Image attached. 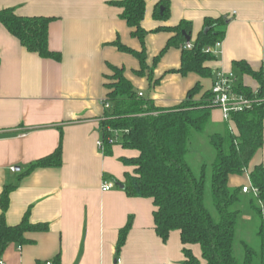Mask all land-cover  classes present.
Here are the masks:
<instances>
[{
	"label": "crops",
	"instance_id": "1",
	"mask_svg": "<svg viewBox=\"0 0 264 264\" xmlns=\"http://www.w3.org/2000/svg\"><path fill=\"white\" fill-rule=\"evenodd\" d=\"M122 1L0 0V11L15 9L22 17L56 19L49 27V48L62 56L61 62H55L29 53L0 24V215L3 192L14 185L7 224L18 226L29 213L32 224L49 228L28 234L29 244H11L0 259L4 264H53L58 257L60 264H183L185 260L179 233H172L166 243L157 235L153 201L130 198L118 186L134 171L121 159H134L138 153L116 146L106 156L99 146L108 94L106 76L112 74L109 64L124 68L135 90L161 108L180 105L198 83L203 87L200 100L214 81L174 72L181 66L178 48H170L154 68V78L160 80L157 87L136 75L139 61L113 46L120 40L128 48L142 50L120 18L122 10L114 6ZM145 1L142 26L148 32L145 46L150 67L173 37L158 29L191 23L194 42L207 19L225 18L229 25L221 53L207 66L215 75L235 73L237 62L264 70L263 0ZM162 2L169 3L167 20L155 16ZM243 82L257 89L249 77ZM212 123L218 129L224 127L219 110L212 112ZM61 142L60 168L37 169L18 181L19 174L52 155ZM259 164H264V149L252 168ZM110 183L114 187L104 192L103 186ZM229 186L251 187L250 177L232 176ZM131 219L127 242L118 252L120 234ZM191 249L201 259L200 247Z\"/></svg>",
	"mask_w": 264,
	"mask_h": 264
},
{
	"label": "trees",
	"instance_id": "2",
	"mask_svg": "<svg viewBox=\"0 0 264 264\" xmlns=\"http://www.w3.org/2000/svg\"><path fill=\"white\" fill-rule=\"evenodd\" d=\"M114 6L122 10L120 18L132 30L133 37L141 42L142 50L128 48L120 40L113 46L139 61L140 70L136 75L147 77L152 87L160 84V80L154 78V68L170 48L182 51L181 66L174 72L182 76L196 74L201 79L215 81L217 74L207 64L216 61L219 55L208 50L224 41L229 20L207 19L201 33L190 43L187 37L192 41L191 23L183 21L176 28L158 29L157 32L167 31L173 37L150 67L145 46L148 32L142 26L146 1L124 0ZM169 14V3L159 4L156 18L167 20ZM55 20L22 17L15 9L0 11V24L29 53L61 62V54L49 48V27ZM188 45L192 47L189 49ZM234 67L237 72L233 73L237 80L236 93L250 99L254 105L248 111L232 114L231 121L225 122L218 131L220 129L212 123V112L218 110L212 105L214 82L211 91L204 93L200 100L197 97L203 87L198 83L180 105L161 108L135 90L126 78L124 68L108 65L112 74L106 76L108 94L105 103L110 108H105L101 121L103 151L106 156H111L113 148L120 146L138 153L134 159H121L126 167L134 169L125 176V192L130 198L153 201L156 233L163 242H168L172 233H179L185 258L183 264H264V164L252 168L253 161L264 149V70H255L246 62H237ZM244 77L252 79L257 89L246 85ZM209 127L217 130L208 136L215 158L210 164L203 163L196 172L190 161L192 141ZM62 164L63 142L52 155L36 161L25 173L19 174L18 181L37 169L60 168ZM245 175H249L251 187L257 190L256 195L244 194V187L229 186L232 176ZM15 188L14 185L6 186L1 198L0 259L11 244L24 246L30 243L26 237L28 234L49 230L47 225L32 224L29 213L20 225L10 227L7 224L10 194ZM246 195H250L249 207L258 219L260 243L255 249L240 242L243 255L239 258L236 251L242 218L239 207ZM131 228L132 219L120 234L118 252L125 246ZM193 246L200 247L201 259L194 255ZM53 264H60V257Z\"/></svg>",
	"mask_w": 264,
	"mask_h": 264
},
{
	"label": "built area",
	"instance_id": "3",
	"mask_svg": "<svg viewBox=\"0 0 264 264\" xmlns=\"http://www.w3.org/2000/svg\"><path fill=\"white\" fill-rule=\"evenodd\" d=\"M263 5H264V0H263ZM222 44L223 42L218 43L214 48H210L208 52H211L215 55H220ZM191 47H192L191 45H188L189 49ZM236 82L237 80L236 77L233 75V73L230 74L219 73L216 75L214 85L212 88V105L213 107L221 111L225 122L231 121L232 114L248 111L252 109L254 105L253 101L236 93L235 91ZM105 108L109 109L110 105L108 103H105ZM99 146L103 149V143H100ZM13 172H15L14 169ZM113 187L114 185L111 183L105 184L103 186V191L108 192ZM243 193L244 194L253 193L256 195L257 190L252 187H244ZM118 262L120 263V260H118ZM0 264H4V262L0 260Z\"/></svg>",
	"mask_w": 264,
	"mask_h": 264
},
{
	"label": "rangeland",
	"instance_id": "4",
	"mask_svg": "<svg viewBox=\"0 0 264 264\" xmlns=\"http://www.w3.org/2000/svg\"><path fill=\"white\" fill-rule=\"evenodd\" d=\"M221 130L222 129L218 131ZM216 131L217 130L215 128L209 127L203 135L195 136V138H193V152L191 153L190 161L193 165L194 171L199 172L203 163L207 162L210 164L214 160L215 153L209 144L208 136ZM249 197L250 195H246L239 207L242 212L236 246L237 256L239 258H242L243 255L242 248L239 245L240 242H246L255 249L259 248L260 243L257 236V230L259 226L258 219L251 212L248 201Z\"/></svg>",
	"mask_w": 264,
	"mask_h": 264
},
{
	"label": "water",
	"instance_id": "5",
	"mask_svg": "<svg viewBox=\"0 0 264 264\" xmlns=\"http://www.w3.org/2000/svg\"><path fill=\"white\" fill-rule=\"evenodd\" d=\"M163 10V9H162ZM206 33L208 32L207 30L205 31ZM187 42L190 43L191 42V38L187 37ZM122 190H125V186L124 185H118Z\"/></svg>",
	"mask_w": 264,
	"mask_h": 264
}]
</instances>
